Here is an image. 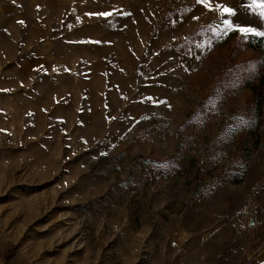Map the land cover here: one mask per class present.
<instances>
[{
  "label": "rangeland",
  "instance_id": "obj_1",
  "mask_svg": "<svg viewBox=\"0 0 264 264\" xmlns=\"http://www.w3.org/2000/svg\"><path fill=\"white\" fill-rule=\"evenodd\" d=\"M24 1L0 264H264V0Z\"/></svg>",
  "mask_w": 264,
  "mask_h": 264
},
{
  "label": "crops",
  "instance_id": "obj_2",
  "mask_svg": "<svg viewBox=\"0 0 264 264\" xmlns=\"http://www.w3.org/2000/svg\"><path fill=\"white\" fill-rule=\"evenodd\" d=\"M27 0V12H30L34 10L35 4L31 7L30 4H28ZM23 3H26L24 0H22ZM21 2L20 0H0V85H3L4 78H3V69L5 68L6 63L13 64L15 61L19 60V53H20V47L19 42L16 40L15 45L12 41H6V33L10 30L12 31L13 22L20 21L19 13L21 9ZM23 6V5H22ZM15 16H18L17 19H15ZM34 47V46H33ZM32 49V48H31ZM30 46L28 45V48L26 51L31 50ZM34 50V48H33ZM30 61H33V58H27V61L24 62V64L20 65H14L11 68V73L14 72L16 79L20 77L19 69L23 68L24 71L26 70V75L29 74V66ZM2 90L3 87H0Z\"/></svg>",
  "mask_w": 264,
  "mask_h": 264
},
{
  "label": "snow or ice",
  "instance_id": "obj_3",
  "mask_svg": "<svg viewBox=\"0 0 264 264\" xmlns=\"http://www.w3.org/2000/svg\"><path fill=\"white\" fill-rule=\"evenodd\" d=\"M197 2L204 4L206 7L208 6V0H197ZM254 3H255V0H254ZM255 6L261 10V16H264V2L255 3ZM223 12L227 13L228 15H233L232 9L228 7H224ZM89 15H93V14H89ZM95 15L107 17V16L112 15V13L105 12V13H98ZM224 23L226 25V30L239 31L240 33H243L244 35H248L249 33H251L256 36H264V32L256 31L253 28L240 27V28L233 29V25L229 21L225 20Z\"/></svg>",
  "mask_w": 264,
  "mask_h": 264
}]
</instances>
